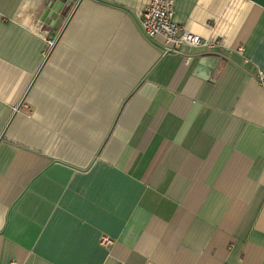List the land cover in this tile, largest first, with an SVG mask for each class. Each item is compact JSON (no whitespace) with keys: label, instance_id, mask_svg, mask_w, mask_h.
Here are the masks:
<instances>
[{"label":"crops","instance_id":"crops-1","mask_svg":"<svg viewBox=\"0 0 264 264\" xmlns=\"http://www.w3.org/2000/svg\"><path fill=\"white\" fill-rule=\"evenodd\" d=\"M47 1L0 0V264H264V0H174L214 45L171 54L148 0Z\"/></svg>","mask_w":264,"mask_h":264},{"label":"built area","instance_id":"built-area-1","mask_svg":"<svg viewBox=\"0 0 264 264\" xmlns=\"http://www.w3.org/2000/svg\"><path fill=\"white\" fill-rule=\"evenodd\" d=\"M138 25L147 40L160 39L167 46L165 54L176 53L181 47L196 48L201 45H214L202 42L198 35L184 30L175 22L174 0H148L138 17ZM188 62L187 59L185 64ZM256 80L260 84H264V73L259 72L256 75ZM99 244L100 246H107L111 244V240L106 236H101Z\"/></svg>","mask_w":264,"mask_h":264},{"label":"water","instance_id":"water-1","mask_svg":"<svg viewBox=\"0 0 264 264\" xmlns=\"http://www.w3.org/2000/svg\"><path fill=\"white\" fill-rule=\"evenodd\" d=\"M78 4L76 6H78ZM71 6L72 2L68 0H49L45 3L42 19L48 26L52 27L53 29H58L63 23L64 17ZM218 61L219 60L217 58H210L209 60H204L203 62L200 61L199 66L203 67V70H205V66L209 69L216 68ZM199 71V68H197V72ZM205 74L209 75V72ZM206 75H202L200 77H202L204 80H207L208 78Z\"/></svg>","mask_w":264,"mask_h":264}]
</instances>
